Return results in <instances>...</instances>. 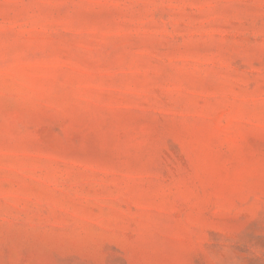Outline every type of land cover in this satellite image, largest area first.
<instances>
[{
  "label": "rangeland",
  "instance_id": "374dc122",
  "mask_svg": "<svg viewBox=\"0 0 264 264\" xmlns=\"http://www.w3.org/2000/svg\"><path fill=\"white\" fill-rule=\"evenodd\" d=\"M0 264H264V0H0Z\"/></svg>",
  "mask_w": 264,
  "mask_h": 264
}]
</instances>
